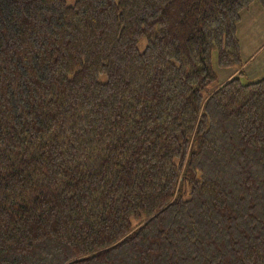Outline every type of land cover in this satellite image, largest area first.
Instances as JSON below:
<instances>
[{
  "label": "trees",
  "instance_id": "1",
  "mask_svg": "<svg viewBox=\"0 0 264 264\" xmlns=\"http://www.w3.org/2000/svg\"><path fill=\"white\" fill-rule=\"evenodd\" d=\"M264 0H0V264H264Z\"/></svg>",
  "mask_w": 264,
  "mask_h": 264
},
{
  "label": "rangeland",
  "instance_id": "2",
  "mask_svg": "<svg viewBox=\"0 0 264 264\" xmlns=\"http://www.w3.org/2000/svg\"><path fill=\"white\" fill-rule=\"evenodd\" d=\"M68 6H72L76 0H64ZM257 5V4H256ZM243 13V12H242ZM251 33L255 35L251 36ZM238 38V36H237ZM239 38L241 49V60L244 62V72L236 76L242 84H248L264 79V18H255L245 21L242 19L239 26ZM239 42V39H238ZM251 56V57H250ZM250 57V59H249ZM249 59V60H248ZM247 61H249L247 63ZM212 68L216 74V80L209 84L205 93L214 92L221 86L238 68L223 69L217 64L216 54L212 57ZM232 77V78H234Z\"/></svg>",
  "mask_w": 264,
  "mask_h": 264
},
{
  "label": "crops",
  "instance_id": "3",
  "mask_svg": "<svg viewBox=\"0 0 264 264\" xmlns=\"http://www.w3.org/2000/svg\"><path fill=\"white\" fill-rule=\"evenodd\" d=\"M262 16L264 18V9L261 8L258 4L257 5L256 4L251 5L247 10H245L241 14L240 21H239V24H238V30H237V36H238V39H239V47H240L239 26H240V23H241L242 19L244 18L245 21H248V20H251V19L254 20L255 18H260ZM254 35H255V33H251L252 38H253ZM240 52H241V49H240ZM250 57H249V59H250ZM248 62L249 61H247V63ZM244 66H245V64L243 62V67L241 68L243 72H244ZM238 72H239V69L236 70L228 79H231L232 77L236 76Z\"/></svg>",
  "mask_w": 264,
  "mask_h": 264
}]
</instances>
